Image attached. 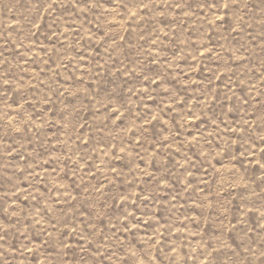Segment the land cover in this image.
Here are the masks:
<instances>
[{
  "label": "rangeland",
  "instance_id": "obj_1",
  "mask_svg": "<svg viewBox=\"0 0 264 264\" xmlns=\"http://www.w3.org/2000/svg\"><path fill=\"white\" fill-rule=\"evenodd\" d=\"M0 264H264V0H0Z\"/></svg>",
  "mask_w": 264,
  "mask_h": 264
}]
</instances>
